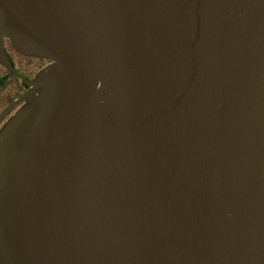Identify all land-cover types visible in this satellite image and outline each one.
Instances as JSON below:
<instances>
[{
    "label": "water",
    "instance_id": "1",
    "mask_svg": "<svg viewBox=\"0 0 264 264\" xmlns=\"http://www.w3.org/2000/svg\"><path fill=\"white\" fill-rule=\"evenodd\" d=\"M50 62L0 129V264H264V0H0Z\"/></svg>",
    "mask_w": 264,
    "mask_h": 264
},
{
    "label": "flooded vegetation",
    "instance_id": "2",
    "mask_svg": "<svg viewBox=\"0 0 264 264\" xmlns=\"http://www.w3.org/2000/svg\"><path fill=\"white\" fill-rule=\"evenodd\" d=\"M50 62L27 57L3 39L0 48V129L22 106L21 99L32 90L31 83Z\"/></svg>",
    "mask_w": 264,
    "mask_h": 264
}]
</instances>
